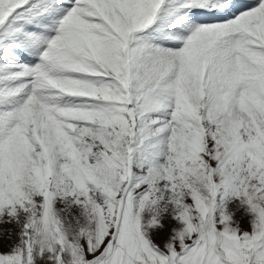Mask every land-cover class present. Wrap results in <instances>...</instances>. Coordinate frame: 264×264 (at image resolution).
Masks as SVG:
<instances>
[{
	"label": "snow or ice",
	"instance_id": "snow-or-ice-1",
	"mask_svg": "<svg viewBox=\"0 0 264 264\" xmlns=\"http://www.w3.org/2000/svg\"><path fill=\"white\" fill-rule=\"evenodd\" d=\"M0 225V264H264V0H0Z\"/></svg>",
	"mask_w": 264,
	"mask_h": 264
},
{
	"label": "rangeland",
	"instance_id": "rangeland-1",
	"mask_svg": "<svg viewBox=\"0 0 264 264\" xmlns=\"http://www.w3.org/2000/svg\"><path fill=\"white\" fill-rule=\"evenodd\" d=\"M244 226L247 227L246 221H245V225ZM4 227H10V226L9 225H0V228H4Z\"/></svg>",
	"mask_w": 264,
	"mask_h": 264
}]
</instances>
